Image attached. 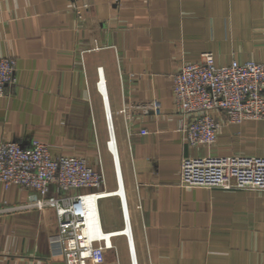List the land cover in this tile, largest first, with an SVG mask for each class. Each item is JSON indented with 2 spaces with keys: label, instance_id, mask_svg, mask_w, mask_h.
Masks as SVG:
<instances>
[{
  "label": "crops",
  "instance_id": "1",
  "mask_svg": "<svg viewBox=\"0 0 264 264\" xmlns=\"http://www.w3.org/2000/svg\"><path fill=\"white\" fill-rule=\"evenodd\" d=\"M263 36L264 0H0V57L16 60V82L0 96V142L37 139L99 174L106 144L95 190L117 199L98 201L101 226L97 193L86 198L85 233L107 246L124 235L128 264H264V190L179 183L188 156H264V120L222 121L209 150L191 148L171 80L205 52L216 66L264 62ZM153 101L160 112L145 113ZM36 199L0 184V264H65L55 213Z\"/></svg>",
  "mask_w": 264,
  "mask_h": 264
},
{
  "label": "built area",
  "instance_id": "2",
  "mask_svg": "<svg viewBox=\"0 0 264 264\" xmlns=\"http://www.w3.org/2000/svg\"><path fill=\"white\" fill-rule=\"evenodd\" d=\"M15 71L14 58L0 57V96L6 86L15 84ZM171 80L172 96L181 115L179 131L191 148L209 150L222 121L237 126L247 120H264V62L231 61L216 66L212 53L205 52L200 61L185 63ZM98 91L105 92L103 82ZM149 110L158 114V101L144 108L145 113ZM125 117L130 119L129 114ZM140 133L145 135L147 131ZM179 183L186 187L264 190V156H219L209 152L188 156L180 162ZM0 184L4 188L33 190L37 208L53 209L56 252L65 264L105 263L104 251L110 247L103 237L93 238L85 233L89 212L86 198L103 184L101 174L86 159L53 156L48 146L37 139L26 146L1 141ZM51 186L55 188L52 193ZM82 190L87 192H75ZM96 212L98 218L97 208Z\"/></svg>",
  "mask_w": 264,
  "mask_h": 264
},
{
  "label": "rangeland",
  "instance_id": "3",
  "mask_svg": "<svg viewBox=\"0 0 264 264\" xmlns=\"http://www.w3.org/2000/svg\"><path fill=\"white\" fill-rule=\"evenodd\" d=\"M106 135H107V132H106ZM107 138H108V135H107ZM106 142H107V139H106ZM104 147H105V154H104L105 157H102L101 156V158H99L98 160H96L97 163H99L98 167L100 168V170L102 169V173L101 172L100 173H101V176H102V179H103V183L105 181V175H104L103 168H102V166L104 165L103 162H104V159H106V162L107 161H110V154H109V152L106 149V144L104 145ZM120 161H121V158H120ZM121 172H122V169H121ZM106 177L108 178L107 180L110 183V185L112 186V188L110 190L115 189V183H113V181L111 180V177L110 176H107V175H106ZM122 178H123V173H122ZM112 179H113V177H112ZM123 182H124V179H123ZM124 188H125V184H124ZM114 198L117 199V197H114ZM118 201H119V199H118ZM119 203L121 204L122 212H124V210H123V203H121L120 201H119ZM105 214L107 216V219H110L109 222L115 220V213H112L111 210H109V209L105 210ZM120 218H121V216H120ZM131 229H132V225H131ZM103 231L104 232H109V231H105V230H103ZM120 233H121V231H120ZM132 235H133V230H132ZM110 240H111V244H110V246H107V247H110V248H108V249H106L104 251L105 252L104 254H105L106 260L115 261V260H117V257H118V259H120V260H126L127 261V264H128L127 251H126V247L127 246H126V240L124 239V235H120V236H116V237H111ZM134 248H135V245H134ZM136 257H138L137 256V253H136ZM137 261H138V258H137Z\"/></svg>",
  "mask_w": 264,
  "mask_h": 264
},
{
  "label": "bare ground",
  "instance_id": "4",
  "mask_svg": "<svg viewBox=\"0 0 264 264\" xmlns=\"http://www.w3.org/2000/svg\"><path fill=\"white\" fill-rule=\"evenodd\" d=\"M96 193H97V198H96V208L97 209H98V201L100 199L107 198V197H115L114 195L107 193V191L96 192ZM99 217H100V215H99ZM99 217L97 219H98V221L100 222V225H101V221L99 220Z\"/></svg>",
  "mask_w": 264,
  "mask_h": 264
}]
</instances>
